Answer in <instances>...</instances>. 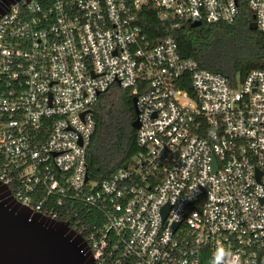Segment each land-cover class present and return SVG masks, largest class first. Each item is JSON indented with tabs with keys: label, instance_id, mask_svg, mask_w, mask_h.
Returning <instances> with one entry per match:
<instances>
[{
	"label": "built area",
	"instance_id": "obj_1",
	"mask_svg": "<svg viewBox=\"0 0 264 264\" xmlns=\"http://www.w3.org/2000/svg\"><path fill=\"white\" fill-rule=\"evenodd\" d=\"M246 4L264 37V0ZM144 9L164 36L143 32ZM238 15L237 0L12 5L0 17V182L68 222L95 264H264V63L231 80L173 38ZM112 86L136 98L139 151L95 183L93 106ZM92 213L102 221L84 224Z\"/></svg>",
	"mask_w": 264,
	"mask_h": 264
},
{
	"label": "trees",
	"instance_id": "obj_2",
	"mask_svg": "<svg viewBox=\"0 0 264 264\" xmlns=\"http://www.w3.org/2000/svg\"><path fill=\"white\" fill-rule=\"evenodd\" d=\"M239 15L229 26L202 23L192 28L185 23L173 33L178 52L182 58L193 59L200 69L221 73L231 80L259 69L264 63V37L259 31L249 29L253 13L246 0H237ZM138 24L150 38L164 36L156 15L144 9ZM128 90L112 86L102 93L93 106L95 131L87 149L89 180L100 183L107 180L120 168H126L139 151L136 130L132 124L136 119ZM102 221L97 213L81 218L84 224Z\"/></svg>",
	"mask_w": 264,
	"mask_h": 264
},
{
	"label": "water",
	"instance_id": "obj_3",
	"mask_svg": "<svg viewBox=\"0 0 264 264\" xmlns=\"http://www.w3.org/2000/svg\"><path fill=\"white\" fill-rule=\"evenodd\" d=\"M20 0H0V17ZM193 22L190 27H199ZM257 30L256 23L249 25ZM139 129L136 98H132ZM87 180V178H86ZM0 264H95L85 239L69 226L18 203L0 182Z\"/></svg>",
	"mask_w": 264,
	"mask_h": 264
}]
</instances>
